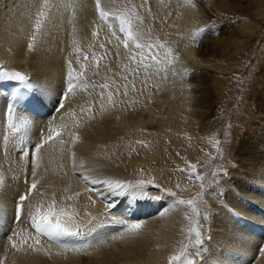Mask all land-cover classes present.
<instances>
[{"label": "bare ground", "instance_id": "bare-ground-1", "mask_svg": "<svg viewBox=\"0 0 264 264\" xmlns=\"http://www.w3.org/2000/svg\"><path fill=\"white\" fill-rule=\"evenodd\" d=\"M149 1L154 4L155 13L158 14L155 16L156 21L168 16L172 2L144 0ZM112 2L113 0H102L100 7L96 6L93 0H0V68H3L0 69V81L11 79L22 82L25 88L35 93L36 98L46 108L45 111L49 112L43 119L26 117L29 126L39 125L37 129L31 126L24 128L30 139H36L37 143V131L43 130L45 134L44 144L39 150L32 148V153L26 156L21 151L17 153L12 149V133L4 127L8 105L0 99V264H169L173 256L167 245L171 235L175 234V223L178 219V215L172 211L173 203L165 201L158 205L155 200L147 201L142 198V192H126L129 185L123 188L122 195L114 196L118 191L113 193L112 189H107L109 196L104 195L99 191L96 180L87 176L82 167L91 172L94 167L102 170L104 162L99 158L98 148H104L108 141L115 140V136L123 130H135L143 127L144 123L155 122L148 113L145 115L141 111L136 115L121 114L123 103L120 104L119 95L124 93L129 82L134 80L138 73H145L147 70L149 82L162 80L161 88L165 90L168 100L177 99V109L172 111L169 105L170 108L166 112L169 114L168 122L184 136L192 132L194 137L201 138L202 135L206 136L205 133H212L211 131L220 125L219 120L214 119L212 126L205 124V121L214 114V109L220 104L214 105L216 100L204 97L202 94L205 90H189L188 87L193 86V80L197 79V76L195 78L191 73L186 76L181 71L179 73L184 75L189 86L177 81L179 76L173 71H177L176 68L180 65L170 67L171 54L162 51L163 53L154 56V45L144 51L129 50L138 41L127 40V28L121 32V20L116 18L117 21H114L110 18L109 14H113L110 8ZM187 8L188 6H180V20L178 19L176 26L174 24L175 29L181 31L185 37V57L196 59L199 64H208L211 57H205L201 52L200 42L196 46L198 35L192 30L198 23L199 14L187 11ZM101 13H104L103 17ZM259 16H263V13ZM93 20L98 22V32L95 35L97 42L92 41L90 46L82 43L75 49V41L92 31ZM105 20L111 22V27L116 32L113 36L107 33V26L103 24ZM251 26L245 25L243 30L251 31ZM254 33L255 31L252 34ZM252 34L242 35L247 41ZM138 38L143 44L148 40L142 39L141 36ZM201 42L203 43V40ZM124 43L129 46L128 51L124 50L125 53L121 48ZM69 53H72L70 58ZM213 65L220 69L218 64ZM6 66L14 67L5 68ZM169 68L174 74L168 71ZM16 72L23 75L24 80L12 75ZM81 78L83 81H75ZM70 79L73 84L71 92L67 87ZM219 80L221 93L219 92L217 97L221 103L227 99L229 90L227 80L221 77ZM260 88L253 93L256 96L248 94L245 102H251L258 108L257 114L252 115L253 126L241 129L242 132L235 127V130H232L233 136L229 133L230 140L233 139L234 142L231 144L228 140L231 146L227 155L235 165V169L229 170L230 174L235 176L229 180L230 188L246 200L239 203L235 195L227 191L229 189L224 190L216 186L213 188L222 194L225 206L215 203L212 195H204L210 201L213 211L210 218L213 219L215 215L217 217L214 223L209 219V226L214 229L208 234L211 244L205 243V253H201V261L196 264H264V254L260 257L264 230L258 227L260 224L264 225L263 84ZM190 92H193V96L188 94ZM152 105L154 109L160 108L158 103L153 102ZM190 107L196 110L193 115L189 112ZM197 122L200 124L197 125ZM234 122L238 124V121ZM147 129L151 131L154 127ZM54 133H59L56 138ZM49 135H53L52 140L46 139ZM225 141L227 142L226 139ZM89 156L95 159L91 161ZM133 164L140 166L135 162ZM194 166L193 163L192 167ZM79 170L84 172V178L93 181L80 185L78 177L81 174L77 173ZM198 171L202 172L200 169ZM122 174L125 176L128 172L123 170ZM24 177H29L25 185L21 182ZM30 182L42 187V191L34 192L32 189L31 194H28V187L33 184ZM103 182L105 185L103 184L102 188L111 184L104 178ZM183 184L193 186L194 181ZM224 186L227 188V183ZM25 190L26 198L19 202L22 218L16 224L12 222L16 209L15 199ZM161 191L167 197L168 193H173L165 188ZM193 193L190 190L179 192L189 200ZM150 194L154 198L159 195L155 192ZM164 205H168V210L163 209ZM123 210L129 219H132L131 215L148 219L139 223V229L132 231L128 226L124 230L117 227L107 228L109 223H120L118 215L122 216ZM49 211L57 214L63 211L67 216H71L70 223L67 216L62 218L63 222L73 231L82 228L77 237L84 238L85 243L79 247L62 248L33 236L26 221ZM160 222L165 223L163 228L158 227L157 223ZM11 225L26 234L25 236L23 233L21 242L14 247L8 245L5 235L6 231L8 234L13 232L10 230ZM87 232H92L94 236L88 238ZM119 239L122 241L119 242ZM161 258L163 262L160 261Z\"/></svg>", "mask_w": 264, "mask_h": 264}, {"label": "rangeland", "instance_id": "rangeland-1", "mask_svg": "<svg viewBox=\"0 0 264 264\" xmlns=\"http://www.w3.org/2000/svg\"><path fill=\"white\" fill-rule=\"evenodd\" d=\"M93 1L96 6L102 4V0ZM165 2H172L170 3L172 7L169 9L168 16L161 19V21L155 20V16L158 14L155 13V9L153 8L154 4L150 1L144 2V0H129L128 2L126 0H113V2L110 3V8L114 15L111 13L110 18L114 19V21H117L116 18L125 21L124 27L127 28L126 32L128 33L130 31L132 33L131 39L128 38L127 34L126 39L132 41L135 39L138 41L133 45V48L129 50L144 51L154 45L156 46L154 56H158L160 52L171 54L170 58L172 59V63L170 67H178L180 65L178 69L176 68L177 71L173 72H176L175 75L179 76L177 79L180 81H177L181 82V84L183 83L182 85L189 86L184 79V75L187 76V73H191L195 78L197 76L198 78L193 80V86H189L188 88L190 91L205 90L202 94L204 97L216 100V102L214 101V105L217 103L218 105L220 104L214 109V114L205 121V124L212 126L213 122L218 119L220 125L215 127L217 129L214 128L213 131H211L212 133H205L204 135L206 136L202 135L201 138H196L197 136L194 137L192 132L190 135L184 136L183 133L176 131V129L171 126L168 122L169 114L166 112L170 106L172 111L177 109L176 105H179L177 99L174 98V101L168 100V97H166L164 93L165 90L161 88L162 80L158 79L157 82H155L156 80L149 82L147 79H150V76L147 70L145 73H136L137 77H134V80H132L133 77H130L132 81L129 82L128 88L124 90L123 94L120 93L119 95L118 100L120 104L123 103L121 104V114L136 115L141 111L145 115L148 113L155 122L144 123L143 127L136 128L135 130H123L119 135L115 136V140L108 141L104 148H98L99 158L104 162L102 170L98 167H94L91 172L84 167L82 168L87 176H91V178L96 180V183L99 185V191L104 195L109 196L107 189H112L113 193L118 191V193L116 192L117 194H113L117 197L122 195L123 188L129 185L126 192H142V198L147 201L151 199L155 200L158 205L165 201L173 203L174 209L172 211L174 214L178 215V219L175 223V234L171 235L170 241L167 244L170 248L169 252L171 251L173 255L169 264H187L188 261H191L192 264H196V262L201 261V253H203V251L205 253L206 244H211L208 234L210 232L212 233L214 229L209 226V219L211 223H214L217 217V215H215L213 219L210 218L213 211L210 207V201L204 195H206V193L212 195L215 203L222 207L225 206V200L222 194L213 188L216 186L224 190L229 189L227 191L232 192L236 197V201L239 203L246 200V198L240 197L236 191H232L230 188L231 185L229 180L235 176L230 174L231 171L229 170L235 169V165L230 162L227 151L232 142H234L233 139L230 140V134L232 133L231 136H233L234 131L232 130H235V127H237V130L239 129L241 131V129L244 130L247 127L253 126L254 119L252 115L255 116L257 114L256 111H258V108L255 104L252 105L251 102L245 103L248 94L256 96V94L253 93L256 92V90H260L262 84L264 87V0H166ZM181 5L183 7L188 6L187 11L199 14L197 18L198 23L192 27V30L198 35L196 46L200 42L201 52H203L205 57H211L208 64H199L200 62L195 61L196 59L185 57V37H183L184 35H182L183 33L181 31L179 32L175 29L176 23L180 20L179 14L181 10H179V8ZM261 13H263V16H259ZM103 24L105 25L104 21ZM245 25H252L251 28L253 29H251V31H244L243 27ZM97 27L98 22L93 20L90 34H84L83 37H81L82 40L75 41L76 44L74 48H79L82 43L86 46H90L91 43L97 42L95 36L98 32ZM106 30L110 36L116 34L111 25L110 28L107 27ZM253 31H255L254 34H252ZM246 32L252 34L247 41L245 37H243L244 34H247ZM140 36L142 39H148L147 42L144 44L143 42L140 43L141 40L138 38ZM202 40L203 43L201 42ZM232 40L234 41L232 42ZM136 45H140L141 49ZM122 51L125 53L123 49ZM209 53L210 55H207ZM70 57H72V53H69V58ZM213 64H218L220 69H216L217 66ZM11 67L14 66H6L5 68ZM20 70H22V68H20ZM168 71L172 72V69L169 68ZM181 71L184 75L179 73ZM161 77H164V75H161ZM219 77L227 80V90H229L227 99L221 103H219L221 100L218 101V97L221 93L219 88ZM164 78L166 79L167 77ZM81 81H83L82 78ZM155 87L158 88L162 94ZM192 93L190 92L188 94L193 96ZM157 94L159 96H157ZM255 96L254 99L256 102ZM153 102L156 104L158 103L160 108L154 109L152 105ZM223 103L224 105H222ZM250 106L252 109H250ZM195 111V108L190 107L189 112L191 115H193L192 113ZM191 115L190 117L192 118ZM235 120L236 122L238 121V124H235ZM196 124L199 125L200 122ZM149 127H154V130H148L147 128ZM164 130L167 131V133ZM56 137L57 135H54V138ZM148 155L151 160L148 158ZM95 157L97 158L98 156ZM94 159V157L89 156V160L93 161ZM133 162L140 166H135ZM193 163L195 164L194 168L192 167ZM199 169L202 172H199ZM123 170L128 172V176L122 174ZM84 172L80 170L77 172L82 173L80 177H78L80 185L84 182L93 181L84 178ZM83 178L84 180H82ZM103 178L104 180H109L111 185L119 183L122 187L120 189H115L114 187L108 188V186L102 188L103 184L105 185ZM25 179H29V177ZM191 180L194 181L193 186H186V184H183ZM141 181L144 182L145 187H139ZM113 182L115 183L113 184ZM226 183L227 188L224 186ZM163 188L173 192L174 195L165 196L161 191ZM185 190L194 192L190 197V200L193 201L190 205L191 207H189L187 203H176L178 200L189 201V199H186L187 197L179 194V192ZM33 191L40 192L42 191V187L36 185ZM151 192L158 193V197L154 198L152 194H150ZM168 205H164L163 209L168 210ZM132 216L133 215H131V217ZM118 218L121 219L120 223L123 224L121 230H124L125 227L130 224H139L148 219V217H141L140 220H132L127 223L125 220L131 219H129V216L124 210L122 211V216L118 215ZM240 218H242V220L244 219L243 216ZM122 219H125L124 222ZM120 223H109L114 227L107 228H118ZM157 225L163 228L165 223L160 222L159 224L157 223ZM258 227L264 230L263 224H260ZM193 229L195 231H193ZM197 240L200 241L199 244H197ZM121 241L122 240L119 239V242ZM261 244L263 245L262 248H264V240ZM262 255L261 253L260 257ZM174 257H179V259H173ZM160 261L163 262V258H161Z\"/></svg>", "mask_w": 264, "mask_h": 264}, {"label": "snow or ice", "instance_id": "snow-or-ice-1", "mask_svg": "<svg viewBox=\"0 0 264 264\" xmlns=\"http://www.w3.org/2000/svg\"><path fill=\"white\" fill-rule=\"evenodd\" d=\"M101 16H104V13H101ZM125 21L121 20V32L125 31V27H124ZM128 38L131 39L132 37V33L129 31L127 33ZM137 47H140V45H136ZM13 76H15L16 78L20 79V80H24V76L21 75L19 72L13 73ZM68 87V91L71 92L72 88H73V84L71 83V79L67 85ZM59 133H54V135H58ZM43 139V138H42ZM47 140H52L53 139V135H49L48 137H46ZM36 149L39 150V148L41 147V144H37L35 145ZM35 175V172H34ZM110 188L114 187L115 189H120L122 186L119 183H116L115 185H108ZM36 187V183L34 182L28 189L29 192L32 191V189H34ZM127 187V186H125ZM139 187H145L144 182H140ZM159 187V186H156ZM169 195H174V193H168ZM20 201H23L25 199V196L21 195L19 197ZM176 203L178 204H189L191 205L193 203V201L189 200V201H184V200H178L176 201ZM16 213H17V217H19L20 214V207L19 205H17L16 208ZM67 216L66 213H64L63 211H61L59 214L53 212V211H49L45 214L42 215H38L37 217L33 218V226L36 230L37 233L42 234L46 237H48L50 240H61L65 237H77L80 235L79 231H73L68 224H66L65 222H63V217ZM67 220L70 223L71 222V216H67ZM140 228V224L138 223H133L128 225V229L130 231L132 230H136ZM193 231H195L193 229ZM200 241L197 240V244H199ZM261 253L264 254V248L260 249ZM173 259H179V257H174ZM187 264H192L191 261H188Z\"/></svg>", "mask_w": 264, "mask_h": 264}]
</instances>
